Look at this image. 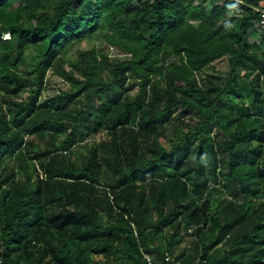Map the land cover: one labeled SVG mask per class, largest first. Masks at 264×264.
<instances>
[{
	"label": "trees",
	"instance_id": "obj_1",
	"mask_svg": "<svg viewBox=\"0 0 264 264\" xmlns=\"http://www.w3.org/2000/svg\"><path fill=\"white\" fill-rule=\"evenodd\" d=\"M146 255L264 264V0H0V258Z\"/></svg>",
	"mask_w": 264,
	"mask_h": 264
},
{
	"label": "rangeland",
	"instance_id": "obj_2",
	"mask_svg": "<svg viewBox=\"0 0 264 264\" xmlns=\"http://www.w3.org/2000/svg\"><path fill=\"white\" fill-rule=\"evenodd\" d=\"M8 36H6L7 38ZM100 46L103 45L102 43H98ZM105 52L108 53V56L114 61L115 59L121 58L123 55H120L118 51L114 47H105ZM222 65H225V63H222ZM68 85L63 82L59 77L51 76L48 80L47 90L44 93V96H51L58 92L59 89H65ZM172 127H170L169 133H172ZM105 134L99 135V139L105 138ZM79 150V149H78ZM221 197H224L223 195Z\"/></svg>",
	"mask_w": 264,
	"mask_h": 264
},
{
	"label": "built area",
	"instance_id": "obj_3",
	"mask_svg": "<svg viewBox=\"0 0 264 264\" xmlns=\"http://www.w3.org/2000/svg\"><path fill=\"white\" fill-rule=\"evenodd\" d=\"M146 258H147L149 264H159L157 262L156 258H154L151 255H146ZM165 261L170 262V264H182L180 261L174 260V258L171 257L170 255H166ZM0 264H6L2 258H0Z\"/></svg>",
	"mask_w": 264,
	"mask_h": 264
},
{
	"label": "clouds",
	"instance_id": "obj_4",
	"mask_svg": "<svg viewBox=\"0 0 264 264\" xmlns=\"http://www.w3.org/2000/svg\"><path fill=\"white\" fill-rule=\"evenodd\" d=\"M6 36H8L7 38H9V37H10V36H9V34H6V35H5V38H6Z\"/></svg>",
	"mask_w": 264,
	"mask_h": 264
}]
</instances>
